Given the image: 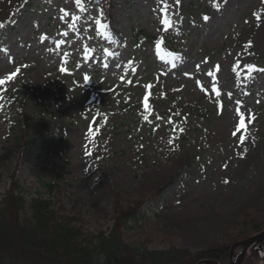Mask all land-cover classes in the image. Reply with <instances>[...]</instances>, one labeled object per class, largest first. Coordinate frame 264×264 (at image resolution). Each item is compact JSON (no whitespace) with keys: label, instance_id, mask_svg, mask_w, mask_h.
Returning a JSON list of instances; mask_svg holds the SVG:
<instances>
[{"label":"rangeland","instance_id":"obj_1","mask_svg":"<svg viewBox=\"0 0 264 264\" xmlns=\"http://www.w3.org/2000/svg\"><path fill=\"white\" fill-rule=\"evenodd\" d=\"M24 1L0 0V201L20 166L92 232L116 200L148 202L124 231L134 247L151 235L149 249L196 253L264 231V0Z\"/></svg>","mask_w":264,"mask_h":264},{"label":"trees","instance_id":"obj_2","mask_svg":"<svg viewBox=\"0 0 264 264\" xmlns=\"http://www.w3.org/2000/svg\"><path fill=\"white\" fill-rule=\"evenodd\" d=\"M29 1L25 0L20 6L24 7ZM224 1L218 0L216 6ZM134 35L137 43L156 40L142 31L134 32ZM20 95L21 91L13 97ZM9 104L2 102L7 110ZM48 107L41 113L53 116L55 106ZM206 112L199 110V117L206 118ZM172 128L177 129L176 125ZM27 144L33 146L32 141ZM13 155V151L8 152L4 160H10ZM19 168L17 166L10 176V189L0 201V264H198L207 260L217 264L230 263L231 244L222 243L195 253L178 247L175 239L166 238L171 246L156 251L148 248L153 237L147 235L138 247L132 246L124 238V231L140 228V221L145 218L143 209L148 205L140 200L133 205H123L116 200L109 231L92 232L62 204L57 209L56 185L40 182L31 191L21 182ZM172 183L173 180L167 185H159L152 198L164 194ZM243 264H254L253 258H247Z\"/></svg>","mask_w":264,"mask_h":264},{"label":"water","instance_id":"obj_3","mask_svg":"<svg viewBox=\"0 0 264 264\" xmlns=\"http://www.w3.org/2000/svg\"><path fill=\"white\" fill-rule=\"evenodd\" d=\"M264 231L261 234L253 236L247 240L240 241V243L234 244L230 253V264H243L244 260L248 256L247 254L252 248L255 250L256 254L259 256L260 260L264 264ZM240 248V252L236 255V249ZM199 264H217L216 262L207 260L202 261Z\"/></svg>","mask_w":264,"mask_h":264},{"label":"snow or ice","instance_id":"obj_4","mask_svg":"<svg viewBox=\"0 0 264 264\" xmlns=\"http://www.w3.org/2000/svg\"><path fill=\"white\" fill-rule=\"evenodd\" d=\"M76 2H77V4H79V3H80V0H76ZM257 16H259L258 13H257ZM203 19L207 21V20L209 19V17L205 16ZM164 23L168 24L169 21L166 19V20L164 21ZM249 46H250V45H249ZM177 58H179V57H177ZM65 70H66V69H64V68L61 69V71H65ZM13 75H15V74H13ZM9 79H11V77H9ZM87 79H88V77L85 76V80H87ZM2 83H4V81H3V80H0V84H2ZM145 107H147V98H146V100H145ZM240 126H241V127L244 126V124H243V120H241V124H240ZM169 143H171V141H170ZM227 182H228V181H225V183H227Z\"/></svg>","mask_w":264,"mask_h":264},{"label":"bare ground","instance_id":"obj_5","mask_svg":"<svg viewBox=\"0 0 264 264\" xmlns=\"http://www.w3.org/2000/svg\"><path fill=\"white\" fill-rule=\"evenodd\" d=\"M33 2V0H30L29 2H27V4H25V5H23L24 7H27V6H29L31 3ZM23 7V8H24Z\"/></svg>","mask_w":264,"mask_h":264}]
</instances>
